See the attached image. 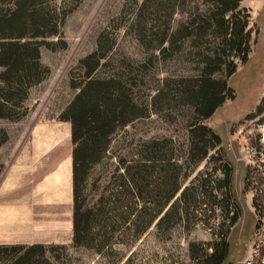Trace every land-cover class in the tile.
<instances>
[{"label":"rangeland","instance_id":"obj_1","mask_svg":"<svg viewBox=\"0 0 264 264\" xmlns=\"http://www.w3.org/2000/svg\"><path fill=\"white\" fill-rule=\"evenodd\" d=\"M240 5L250 15L249 52L244 62L235 60L230 74L225 75L224 67L213 74L225 79L231 97L201 121L219 136V148L189 163L183 183H193L189 201L198 212L189 207L170 227L153 220L137 238L102 251L72 244L64 175L70 167V129L58 115L76 92L69 87V74L77 75L78 61L95 48L97 34L106 28L114 41L97 74L119 75L135 104L146 105V112L111 135L103 157L89 171L88 203L121 170L120 160L129 159L140 144L170 138L173 153L187 152L194 113L179 94V82L196 76L203 54L215 47L209 32L202 35L194 26L175 50L159 51L157 36L148 29L154 18H162L161 12H144L134 19L136 5L131 2L82 0L62 23L65 48H39L40 62L49 73L28 89L26 114L18 120L0 118V128L7 133L0 144V210L8 211L12 233H2L1 240L26 235L31 243L51 247L48 257L54 264H201L211 243L224 235L228 254L222 264H241L255 235L261 233L264 241V110L255 112L264 96V0H241ZM212 6L210 0H176L171 30L191 17L207 15ZM224 160L232 169V200L222 198V187L215 188L221 185ZM199 179L205 180L201 188L195 186ZM236 208L238 215L230 223Z\"/></svg>","mask_w":264,"mask_h":264},{"label":"trees","instance_id":"obj_2","mask_svg":"<svg viewBox=\"0 0 264 264\" xmlns=\"http://www.w3.org/2000/svg\"><path fill=\"white\" fill-rule=\"evenodd\" d=\"M81 1L0 0V118L18 120L26 114L23 102L28 89L49 73L40 62L39 48H65L62 23ZM175 1L123 0L136 5L134 19L144 12L162 13V18H154L148 29L157 36L159 51L175 50L180 40L190 36L194 26L202 35L209 32L215 42V47L203 54L199 73L179 82V94L194 113L193 121L188 124L185 154L173 153L170 138L140 144L129 159L120 160L121 170L88 203L86 189L91 167L103 157L113 132L145 114L146 105L135 104L119 75L97 74L114 42L106 28L97 34L95 48L78 61L77 75L69 74V87L76 92L58 117L68 121L70 129L74 246L102 251L114 243L137 238L153 220L157 225L165 223L170 227L189 212V207L192 213L198 212L197 206H191L189 201L193 183H183L189 175V163L204 158L210 149L219 148V136L201 121L231 97L225 79L215 78L213 74L224 67L228 75L234 70L235 60H246L250 49V15L240 0H210L213 6L207 15L191 17L171 30ZM156 95L151 98L154 100ZM263 110L264 96L255 112ZM6 140L7 133L0 128V144ZM221 172V185L215 188L222 187V198L232 200V169L228 161H222ZM202 181L205 180L199 179L195 186H204ZM237 215L236 208L229 215V222L233 223ZM50 248L41 243L0 244V264H54L48 257ZM227 254L228 243L222 235L211 243L201 264H222Z\"/></svg>","mask_w":264,"mask_h":264},{"label":"crops","instance_id":"obj_3","mask_svg":"<svg viewBox=\"0 0 264 264\" xmlns=\"http://www.w3.org/2000/svg\"><path fill=\"white\" fill-rule=\"evenodd\" d=\"M64 175L66 178V185L68 186L67 187V200L69 202L71 201V168L70 167L65 170ZM7 213H8L7 210L6 211L0 210V243L17 242V243H29L30 244L31 242H33L32 240H29V238L26 235H23V234L15 236L16 238L13 240H9V241L1 240L2 233H10L12 235V233L10 232L11 225H10V222L8 221V217L6 216Z\"/></svg>","mask_w":264,"mask_h":264},{"label":"built area","instance_id":"obj_4","mask_svg":"<svg viewBox=\"0 0 264 264\" xmlns=\"http://www.w3.org/2000/svg\"><path fill=\"white\" fill-rule=\"evenodd\" d=\"M260 235H255L242 264H264V241Z\"/></svg>","mask_w":264,"mask_h":264}]
</instances>
